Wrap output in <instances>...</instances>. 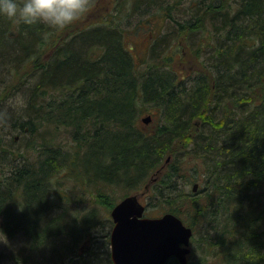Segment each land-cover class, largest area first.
I'll return each mask as SVG.
<instances>
[{"label": "trees", "instance_id": "obj_1", "mask_svg": "<svg viewBox=\"0 0 264 264\" xmlns=\"http://www.w3.org/2000/svg\"><path fill=\"white\" fill-rule=\"evenodd\" d=\"M143 1L173 31L139 56L127 25ZM78 21L0 15V101L14 99L0 111V264H113L109 233L92 234L98 214L55 201V169L99 189L92 202L109 211L116 189L150 183L193 246L203 229L205 264H264V0H114ZM151 107L148 133L135 120Z\"/></svg>", "mask_w": 264, "mask_h": 264}, {"label": "rangeland", "instance_id": "obj_2", "mask_svg": "<svg viewBox=\"0 0 264 264\" xmlns=\"http://www.w3.org/2000/svg\"><path fill=\"white\" fill-rule=\"evenodd\" d=\"M114 0H98L97 6L93 9V11L89 14H85L82 17H79L78 19L80 21L76 22L75 25H84V23L87 22H92V21H97L104 16V14L107 13L108 9L110 8V4H112ZM145 1L142 2L137 8L132 10L133 15L130 17V20H128V25L127 27H130L132 29L131 33L129 34L131 42L130 46H133V52L136 55H143V53L147 50L148 46L152 43L154 39V35H156L158 32H169L168 35L169 38L172 35V31L168 26H164V18L163 15L158 14V8L153 7L152 5L148 7L152 13L149 11V13L146 12L145 8L147 5L144 4ZM143 5V6H142ZM144 8V10L142 9ZM131 11V10H130ZM161 11V9H160ZM174 13V11H173ZM178 14V13H177ZM181 14V13H179ZM175 15L178 19H181L182 16L180 15ZM99 18V19H98ZM170 20V19H169ZM150 22V25H149ZM152 28V29H150ZM198 36V35H197ZM185 64H183L181 67H183L185 70L188 69L190 65V61L186 60L183 61ZM177 66V64H176ZM13 102L8 100L7 102L0 101V111L4 109V107L10 105V107H13ZM152 113H157L155 108H149V109H143L142 112L138 115L135 120L136 125L141 131L145 132H152L154 129L157 128V125L160 123V118L158 114H152ZM152 115L155 117L149 121V122H144L143 118ZM9 139V138H8ZM63 139V138H62ZM66 140V139H63ZM19 144L21 143L20 146H24V141L19 140L17 138V142ZM68 142V141H67ZM14 143V144H16ZM188 167V166H187ZM188 169V168H187ZM185 170L186 174H190L189 170ZM56 174L55 181L58 183L56 184L59 191L56 190V195L58 194L59 198H57L55 201H62V204L65 203V206L67 208H73L76 207L80 209V218L84 215H90V220L94 218V215L98 214L96 216L95 220L98 222L100 221L101 223L98 225V229L95 227H91V230L93 231L92 234L96 237V239L100 242L103 240L105 241V235L110 232L111 229V223H110V213L111 210L109 211L106 209V207L103 204L100 203H93L92 201H97L96 195H98V190L95 188H92L90 183L87 184H82L80 183V180L77 181L75 179H68V174L65 171H60L56 172V169L54 170ZM159 177V176H158ZM195 181L191 182L190 184H186V189L192 190L193 191V185ZM199 183V182H198ZM94 187V186H93ZM142 187V186H141ZM199 188V187H198ZM101 191V188H100ZM142 191V203H144L147 207V215L148 216H156V215H162L163 213L166 212V208L161 204V198L160 195H157V192L151 189L150 183H147V185L144 187ZM138 191L137 193L141 192ZM125 190L123 189H116L114 192H112L111 195H114V197H118L116 203L122 199L123 196H125ZM195 192V191H194ZM125 194V195H124ZM95 205V206H94ZM59 207H62L63 205H58ZM113 207V206H112ZM58 209V208H56ZM112 209V208H111ZM96 230V231H95ZM203 231V229H201ZM202 231H198V233L195 234V241H194V246L192 245L193 251L190 253L188 257L189 264H205L203 262V257L206 254L205 248H200L198 244L201 241L202 237ZM7 240L4 239V243H0V252L8 253V249H6V243ZM109 242H110V235H109ZM9 245V242H8ZM92 245V242H82L83 246V251L89 249V246ZM109 250L111 252V244L109 243ZM209 257V256H207ZM179 264V263H178ZM211 264V263H208Z\"/></svg>", "mask_w": 264, "mask_h": 264}, {"label": "water", "instance_id": "obj_3", "mask_svg": "<svg viewBox=\"0 0 264 264\" xmlns=\"http://www.w3.org/2000/svg\"><path fill=\"white\" fill-rule=\"evenodd\" d=\"M151 116L143 118L149 122ZM199 184L194 183L193 191ZM138 194H130L112 209L114 227L110 236L113 264H168L176 258L189 264L193 228L173 212L147 216Z\"/></svg>", "mask_w": 264, "mask_h": 264}, {"label": "clouds", "instance_id": "obj_4", "mask_svg": "<svg viewBox=\"0 0 264 264\" xmlns=\"http://www.w3.org/2000/svg\"><path fill=\"white\" fill-rule=\"evenodd\" d=\"M89 0H0V15L25 24L44 22L65 27L88 8Z\"/></svg>", "mask_w": 264, "mask_h": 264}, {"label": "flooded vegetation", "instance_id": "obj_5", "mask_svg": "<svg viewBox=\"0 0 264 264\" xmlns=\"http://www.w3.org/2000/svg\"><path fill=\"white\" fill-rule=\"evenodd\" d=\"M132 194H138V196H139V200H140V202L142 203V191L141 192H139V193H132ZM124 198V197H123ZM122 200V199H121ZM119 202V201H118ZM117 202V203H118ZM116 203V204H117ZM116 204H114L113 205V207L116 205ZM144 204V203H143ZM113 207H112V209H113ZM112 209H111V211H112ZM147 215V214H146ZM156 216H160V215H156ZM152 217H154V216H152ZM110 223H111V229H110V232H109V235L111 236V232H112V229H113V227H114V220H113V218H112V215H111V213H110ZM191 252H192V245H191ZM171 259H173V258H171ZM170 259V260H171ZM175 260H177L176 258H174ZM178 261V260H177ZM169 262V261H168Z\"/></svg>", "mask_w": 264, "mask_h": 264}]
</instances>
